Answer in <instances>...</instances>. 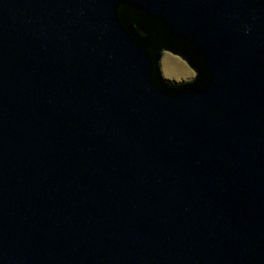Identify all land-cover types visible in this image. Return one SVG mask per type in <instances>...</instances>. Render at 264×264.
Segmentation results:
<instances>
[{
	"label": "water",
	"instance_id": "1",
	"mask_svg": "<svg viewBox=\"0 0 264 264\" xmlns=\"http://www.w3.org/2000/svg\"><path fill=\"white\" fill-rule=\"evenodd\" d=\"M0 264H264V0H0Z\"/></svg>",
	"mask_w": 264,
	"mask_h": 264
},
{
	"label": "rangeland",
	"instance_id": "2",
	"mask_svg": "<svg viewBox=\"0 0 264 264\" xmlns=\"http://www.w3.org/2000/svg\"><path fill=\"white\" fill-rule=\"evenodd\" d=\"M163 53L160 69L165 79L180 83L195 77V71L181 57L168 51Z\"/></svg>",
	"mask_w": 264,
	"mask_h": 264
},
{
	"label": "trees",
	"instance_id": "3",
	"mask_svg": "<svg viewBox=\"0 0 264 264\" xmlns=\"http://www.w3.org/2000/svg\"><path fill=\"white\" fill-rule=\"evenodd\" d=\"M144 29H146V28H144Z\"/></svg>",
	"mask_w": 264,
	"mask_h": 264
}]
</instances>
